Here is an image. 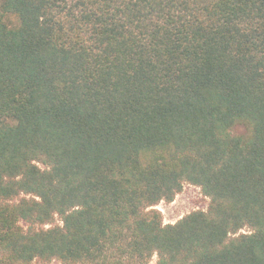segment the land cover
<instances>
[{"label": "trees", "instance_id": "1", "mask_svg": "<svg viewBox=\"0 0 264 264\" xmlns=\"http://www.w3.org/2000/svg\"><path fill=\"white\" fill-rule=\"evenodd\" d=\"M154 255L264 264V0H0V264Z\"/></svg>", "mask_w": 264, "mask_h": 264}, {"label": "rangeland", "instance_id": "2", "mask_svg": "<svg viewBox=\"0 0 264 264\" xmlns=\"http://www.w3.org/2000/svg\"><path fill=\"white\" fill-rule=\"evenodd\" d=\"M236 131L242 130L241 127L235 128ZM209 198L204 196L199 187L184 183L182 190L175 195L170 203L160 202L155 207L161 212L163 223L174 222L182 215L193 210H207ZM154 255L147 264H156ZM50 264H59L52 261Z\"/></svg>", "mask_w": 264, "mask_h": 264}]
</instances>
